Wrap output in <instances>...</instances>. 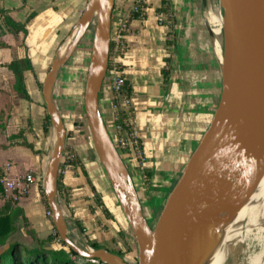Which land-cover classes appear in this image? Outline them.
I'll return each instance as SVG.
<instances>
[{"label":"crops","instance_id":"1","mask_svg":"<svg viewBox=\"0 0 264 264\" xmlns=\"http://www.w3.org/2000/svg\"><path fill=\"white\" fill-rule=\"evenodd\" d=\"M137 1H115L112 31L130 16ZM141 1L144 15L130 17L126 50L118 57V65L132 90L133 125L142 141L144 170L125 162L143 213L154 224L211 123L222 93V75L217 50L205 26L207 14L202 0H168L170 23L159 20L164 0ZM211 1V16H218V0ZM86 3L0 0V206L10 199L18 202L28 221L26 227L19 221V234L24 236L31 230L43 239L57 231L43 198L55 136L47 119L42 84ZM8 14L25 24L26 33L10 30L5 22ZM215 32L220 44L221 32ZM88 41L87 34L74 58L61 69L53 90L67 131L64 156L73 155L69 166L62 162L63 157L61 160L58 202L72 242L91 248L97 244L135 264V236L84 125V91L91 53ZM17 57H27L33 66L24 72L28 98L14 91L9 64ZM113 99L106 80L99 106L109 129ZM28 174L36 180L28 182Z\"/></svg>","mask_w":264,"mask_h":264},{"label":"water","instance_id":"2","mask_svg":"<svg viewBox=\"0 0 264 264\" xmlns=\"http://www.w3.org/2000/svg\"><path fill=\"white\" fill-rule=\"evenodd\" d=\"M116 0H87L42 84L54 132L43 181L61 239L79 255L105 264H130L103 248L82 247L67 236L58 183L67 131L53 99L63 66L93 32L83 109L96 154L135 236V264H209L226 229L256 192L264 175V0H218L222 42L211 24V0H202L205 26L218 54L222 93L211 123L191 154L154 224L146 219L126 162L102 116L99 96L110 62Z\"/></svg>","mask_w":264,"mask_h":264},{"label":"trees","instance_id":"3","mask_svg":"<svg viewBox=\"0 0 264 264\" xmlns=\"http://www.w3.org/2000/svg\"><path fill=\"white\" fill-rule=\"evenodd\" d=\"M144 6V3H143ZM168 7V0H164L163 10ZM145 10V6H144ZM2 13H8L6 10H1ZM140 13L131 12L129 17H140ZM5 22L10 26V30L16 34L20 32L26 33L24 23L16 21L10 14L5 16ZM9 68L14 75V91L23 98H28V92L25 85L24 72L32 70L33 66L27 57L14 58L9 64ZM128 97H132L131 87L126 83L121 91ZM116 100L119 97L115 98ZM121 117H125V111H121ZM49 119V117H47ZM86 131L89 129L86 123ZM1 177V174H0ZM59 187V183H58ZM0 193H3V188L0 183ZM44 202L47 200L43 191ZM48 205V204H47ZM19 221H22L25 227L28 221L24 215L23 209L18 205V202L10 199L6 200L0 206V264H105L99 259L85 258L76 253L62 239H60L57 231L54 235H48L41 239L33 231L26 234L30 235L35 241L33 246H27L18 237L20 233ZM60 244V247H56ZM94 248H99L97 244H93Z\"/></svg>","mask_w":264,"mask_h":264},{"label":"built area","instance_id":"4","mask_svg":"<svg viewBox=\"0 0 264 264\" xmlns=\"http://www.w3.org/2000/svg\"><path fill=\"white\" fill-rule=\"evenodd\" d=\"M131 12L140 13L142 17L144 15V6L141 0H138L132 7ZM130 17L126 18L120 26L112 31L111 34V50H110V62L107 75L104 81H108L110 88L114 94L112 105V117H111V137L114 144L119 151L120 155L127 162H133L138 169L144 170L145 156L142 146V141L139 138L138 133L133 125V110L131 98L123 94L124 85L126 84V78L123 76L119 65L118 57L126 50L125 37L128 31V21ZM160 22L167 21L170 23L171 11L167 8L159 16ZM119 99H115V98ZM121 111H125L126 116L121 117ZM72 154L63 155V160L66 165L72 161ZM28 182H34L36 176L33 174L26 175ZM10 185V183L8 184ZM48 215L51 216V212L48 211Z\"/></svg>","mask_w":264,"mask_h":264},{"label":"rangeland","instance_id":"5","mask_svg":"<svg viewBox=\"0 0 264 264\" xmlns=\"http://www.w3.org/2000/svg\"><path fill=\"white\" fill-rule=\"evenodd\" d=\"M220 18H221L220 13H218V16L212 13L211 16L212 27L219 32H221V24H220L221 22H219ZM92 35H93L92 31L88 33L89 36L88 46L90 48L92 45ZM85 122L84 125L86 126ZM258 192H259V186L255 193ZM254 203H255L254 198L252 196L250 202L247 204L248 205L247 209L250 210L251 207L254 205ZM255 216H256L255 214L247 215L238 223H236L238 226L235 225L234 228L235 231H233L230 237L228 238V240L224 242L222 248V251L224 252L222 264H254L257 259L263 256L264 219L262 218L260 219ZM28 232L31 231L28 230ZM18 237L27 246H33L35 244V241L32 239L30 235L24 236L21 233L19 234Z\"/></svg>","mask_w":264,"mask_h":264},{"label":"bare ground","instance_id":"6","mask_svg":"<svg viewBox=\"0 0 264 264\" xmlns=\"http://www.w3.org/2000/svg\"><path fill=\"white\" fill-rule=\"evenodd\" d=\"M219 22H221V18ZM217 33L220 34L219 31ZM221 42H222V33H221L220 44ZM253 198H254L255 203L254 205L252 204L253 206L251 207V209L250 210L247 209L248 205L244 206L242 210L239 212L236 220L229 227H227L224 242L227 241L230 235L232 234V232L235 231L234 228H235V225H237L236 223H238L240 220H242L247 215L255 214L256 215L255 217L264 219V175L259 184V192L255 193V195H253ZM222 248H223V245L219 247V249L214 253L209 264H222L223 263L224 252L222 251ZM254 264H264V254L263 256H261V258L257 259Z\"/></svg>","mask_w":264,"mask_h":264}]
</instances>
